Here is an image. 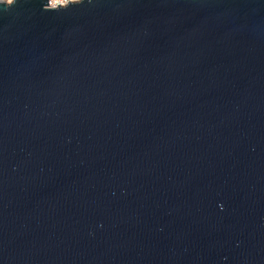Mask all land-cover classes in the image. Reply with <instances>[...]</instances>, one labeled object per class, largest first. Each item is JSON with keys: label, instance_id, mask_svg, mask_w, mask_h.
<instances>
[{"label": "water", "instance_id": "water-1", "mask_svg": "<svg viewBox=\"0 0 264 264\" xmlns=\"http://www.w3.org/2000/svg\"><path fill=\"white\" fill-rule=\"evenodd\" d=\"M0 2V264H264V0Z\"/></svg>", "mask_w": 264, "mask_h": 264}, {"label": "built area", "instance_id": "built-area-1", "mask_svg": "<svg viewBox=\"0 0 264 264\" xmlns=\"http://www.w3.org/2000/svg\"><path fill=\"white\" fill-rule=\"evenodd\" d=\"M81 0H49L50 8L66 7L70 3H78ZM0 2L12 3L13 0H0Z\"/></svg>", "mask_w": 264, "mask_h": 264}, {"label": "bare ground", "instance_id": "bare-ground-1", "mask_svg": "<svg viewBox=\"0 0 264 264\" xmlns=\"http://www.w3.org/2000/svg\"><path fill=\"white\" fill-rule=\"evenodd\" d=\"M6 3V2H5Z\"/></svg>", "mask_w": 264, "mask_h": 264}]
</instances>
